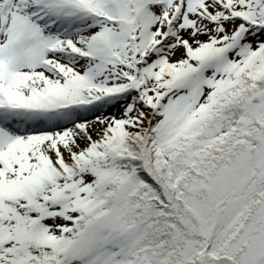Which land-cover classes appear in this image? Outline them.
Listing matches in <instances>:
<instances>
[{"label": "snow or ice", "instance_id": "6c2138e0", "mask_svg": "<svg viewBox=\"0 0 264 264\" xmlns=\"http://www.w3.org/2000/svg\"><path fill=\"white\" fill-rule=\"evenodd\" d=\"M0 264H264V0H0Z\"/></svg>", "mask_w": 264, "mask_h": 264}]
</instances>
